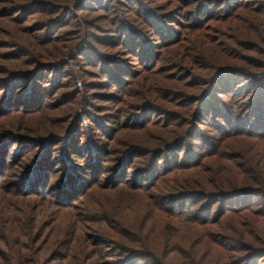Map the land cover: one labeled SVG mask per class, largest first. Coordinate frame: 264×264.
Wrapping results in <instances>:
<instances>
[{"label":"trees","instance_id":"trees-1","mask_svg":"<svg viewBox=\"0 0 264 264\" xmlns=\"http://www.w3.org/2000/svg\"><path fill=\"white\" fill-rule=\"evenodd\" d=\"M1 1L0 264H264V0Z\"/></svg>","mask_w":264,"mask_h":264},{"label":"rangeland","instance_id":"rangeland-1","mask_svg":"<svg viewBox=\"0 0 264 264\" xmlns=\"http://www.w3.org/2000/svg\"><path fill=\"white\" fill-rule=\"evenodd\" d=\"M55 3H57L58 1L57 0H53ZM52 2V1H51ZM1 4H2V7L4 9L10 7V6H14L15 8V12L19 15V14H23V11L22 12H19V11H16L17 10V7L20 5V4H24L22 0H18V2H13V0H2L1 1ZM41 13V11H39ZM35 13L34 15V18H32V20H34L35 18L36 19H40L42 20L43 18H45V15H42V13ZM32 13L29 14V16L31 15ZM14 14H12L11 16H9L8 18L7 17H0V18H3V19H0V27L3 26V27H11V19L13 18ZM68 30H70L69 28H72L71 26H67ZM61 29L62 28H57V30H59L61 32ZM7 30V29H5ZM8 31V30H7ZM59 31L57 34H59ZM9 36L7 34H3L1 40H9L8 39ZM100 92V91H99ZM95 104H104L101 100H96L95 101ZM51 111H48L47 113H45L46 116H50Z\"/></svg>","mask_w":264,"mask_h":264}]
</instances>
